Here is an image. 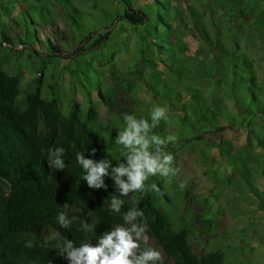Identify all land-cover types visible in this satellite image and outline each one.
Listing matches in <instances>:
<instances>
[{
    "label": "trees",
    "instance_id": "16d2710c",
    "mask_svg": "<svg viewBox=\"0 0 264 264\" xmlns=\"http://www.w3.org/2000/svg\"><path fill=\"white\" fill-rule=\"evenodd\" d=\"M166 1L167 5L159 0H134L131 5L127 0H117L119 8L110 21V11L101 8L98 21L85 22V6H77L72 0H52L48 6L36 7V19L24 18L23 29L8 9L0 6V47L7 54L6 59L0 57V264H67L58 250L42 247L53 232L72 240L77 247L82 242L95 246L101 234L117 226H128L122 216L133 207L144 213V218L136 223L146 225L145 234L172 264H238L239 254L251 249L247 246L252 238L242 236L235 246L215 247L213 239L223 235L216 231L219 215L210 211V199L193 195L196 209L190 210L186 207L185 187L175 186L173 175L151 176L143 193L120 196L109 177L104 178L106 191L89 189L83 180L85 173L76 162L78 152L96 161L110 160L113 167L123 162L122 146L114 140L124 126V114L150 120L149 114L137 108V96L142 92L158 96L167 103L169 112L167 120H162L152 134L177 137L165 148L174 157L172 167L177 152L184 147L214 148L217 161L210 153L199 150L214 184L224 182L230 188H241L259 213L258 225L264 228V84L258 81L237 36L229 34L232 47L227 49L226 35L217 28L212 48L197 47L192 56H187L184 35L174 27L175 21L182 22V16ZM253 1L256 8H242L240 0H232L227 9L231 16L237 12L236 18L251 15L253 29L258 30L264 27V12L257 5L264 4V0ZM50 2L59 7L72 36L74 54L67 58L62 70L81 89L83 101L79 104L63 105L54 83L47 84L45 95L41 91L47 68L62 60L61 55L69 47L60 34L59 50L49 41L47 30L58 29ZM150 2L155 8H150ZM187 12L204 33L199 15L191 9ZM172 17L176 18L174 22ZM98 22L104 26L97 28ZM123 25L131 29L136 39L128 68L118 70L113 52H107L105 45L116 43ZM37 27L45 28L44 39L38 37ZM123 37L124 43L117 47L126 51L128 39ZM24 49L26 69L32 73L25 87L19 79L20 65L10 74ZM101 64L106 67L107 87H102L99 78L90 81V72L96 73L95 68ZM118 89L127 101L125 107L115 105L114 93ZM91 92L97 99L88 98ZM99 107L103 108L102 113ZM169 125L172 130L165 132ZM225 132L232 136L224 138ZM206 134L219 140L211 142ZM61 147L65 150L66 167L57 171L49 167V152ZM93 148L95 155L90 156ZM153 183L158 193L150 190ZM112 196L124 201L119 214L109 208ZM60 212L71 221L67 229L56 221ZM82 221L94 224L95 232L85 236L80 230ZM29 240L33 247L26 248ZM260 240L264 252V233ZM140 245L147 248L141 242Z\"/></svg>",
    "mask_w": 264,
    "mask_h": 264
},
{
    "label": "rangeland",
    "instance_id": "374dc122",
    "mask_svg": "<svg viewBox=\"0 0 264 264\" xmlns=\"http://www.w3.org/2000/svg\"><path fill=\"white\" fill-rule=\"evenodd\" d=\"M49 1L52 0H0V6L2 5L4 8L8 9V12L12 16L10 17L17 21L23 29L24 18H29L31 20L36 19L34 18L38 13L36 7L41 4L43 6L44 4L48 6ZM72 1L77 6H85L84 8L86 9L83 11L85 15V22L98 21L101 17V8L103 10L110 11V15L107 18V21H110L114 16V11L119 8L117 0ZM127 1L132 5L134 0ZM148 1L149 0H147V2ZM235 1L237 2L238 0H233V2ZM159 2L163 5H167L166 0H159ZM169 2L170 5L173 8H176L182 16L181 23L177 24L176 21L174 22L176 19L175 17H172V21L174 22V27L179 29L184 35L183 41L187 43L188 46V49L185 52L187 56H192L197 47L212 48L214 43V29L217 28L221 35H226L224 36V45L227 49L232 47V38L229 34L237 36V43L243 47L245 54L251 60L252 65L256 70L258 81L264 84V27L259 28L258 30L253 29L252 22L254 19L251 15H245L244 18H236L239 14L235 12L231 16V13H229L227 8L230 3H233L232 0H169ZM218 2L221 3V5H219ZM240 2L242 8L248 6L256 8V4L253 0H240ZM50 4H52V9L54 10L55 17L57 19L58 29L56 30L55 28H51L47 30L49 41L59 50L60 34L69 47L64 52L62 51V60H57L54 65L47 68L46 76L43 79L44 85L41 87V91L43 92V95H45L48 91L47 84L52 85L54 83L59 88L58 96L63 105H70L71 102L79 104L83 101L81 89L78 84L73 82L71 75L62 70V66L67 62V58H72L74 54L73 46H71L72 36L69 33L68 26L61 17L59 7L52 2H50ZM149 4L150 8H155V5H153L152 2ZM160 6L161 5H158L159 12L163 13ZM257 8L262 9L264 12V4H258ZM188 9L195 11L199 15V21L204 26V33L197 28V24H195L193 18L188 15ZM0 12L2 13L3 11ZM152 15L154 16L153 12ZM92 18H94V20ZM240 21H243L242 24ZM115 23L116 19H114V24ZM102 26H104V24L98 22L96 27L101 28ZM122 28L123 32H119V38L115 40L116 43H113V41L105 45L107 52H113L114 64L118 70L128 68L129 62L131 61L130 53L136 39L135 34L131 32V29H129L127 25H123ZM162 29L163 28H161L160 31H162ZM226 29H228V32H226ZM36 30L38 37L44 39L46 34L45 28L37 27ZM114 30L115 28L113 27V31ZM122 33L123 36L128 39L126 51H122L119 47H117L119 44L124 43V41H122V38H124ZM5 51L6 50L4 48L0 47V57L2 56L1 60L5 55H7ZM21 52L23 53L21 54L20 61L16 63L15 70L10 74H14L20 65L22 69L20 70L19 79L21 85L25 87L27 81L31 79L32 73L28 72L29 69H26L27 50L24 49ZM7 60H9V57ZM158 69H161V67L158 66ZM95 70L96 73L90 72V81L96 82L99 78L102 83V87H107L109 85V79L106 73L105 65L101 64L96 67ZM164 77L165 76H162V78ZM175 89H177L176 85ZM114 94L116 97L115 105L118 107H125L127 105V101L123 97L121 90H116ZM96 97L95 92H91L88 96L91 101L97 99ZM137 97V108L146 114H149L154 106H164L167 108V103L158 96H148L145 92H142ZM98 110L100 113L103 112L102 107H99ZM171 130L172 126L169 125V127L165 129V132ZM205 136L209 137V141L214 143H217L219 140L216 136H211L210 134H206ZM231 136L232 135L230 133H224V138H230ZM242 140L243 136L240 137V141ZM201 149L210 153V157L214 158L215 149L211 147L209 148L205 145H191L189 147H184L182 150L177 152L176 159L174 161V168L177 169V172L172 177V183L179 187L180 185H184L187 195L186 207L190 208V210L196 209V203L193 195L210 199V211H214L219 215L216 231L223 235L220 238L213 239L215 247L221 249L227 244L235 246L237 240L241 236L252 238V240L248 243L250 245L247 244V248L251 247V249L242 251L236 261L238 264H264V252L259 246V243L261 242L260 237L263 236L264 228L258 225L259 213L252 205L250 197L246 195L241 188H230L224 182L218 186L214 184L210 175L209 167L206 166L204 161L199 156V150ZM214 159L217 161V158ZM218 178L221 179V176H218ZM181 205L182 201H179V206ZM127 227H130V225ZM49 235L50 233L46 234V236ZM145 235L147 239H142L140 242L147 248H153L160 252L161 260L158 262L172 264L170 260L164 256L157 243L147 234ZM191 247L195 252H197L195 245L192 244ZM224 264H226V262H224Z\"/></svg>",
    "mask_w": 264,
    "mask_h": 264
},
{
    "label": "clouds",
    "instance_id": "9594fccd",
    "mask_svg": "<svg viewBox=\"0 0 264 264\" xmlns=\"http://www.w3.org/2000/svg\"><path fill=\"white\" fill-rule=\"evenodd\" d=\"M168 109L164 106H154L150 113V120L139 118L134 115L124 114V126L117 133L114 143L122 146L121 155L123 162L112 166L107 159L99 161L85 158L83 153H76L77 164L83 169L85 175L83 180L87 187L93 190H107L105 177L112 179L115 192L120 196H128L130 193L141 192L145 189V182L151 176L159 174L161 177L175 175L177 169L172 167L173 155L166 152L169 143H175V135L161 137L152 134L162 120H167ZM96 149L91 150L90 156L95 155ZM65 150L56 148L49 152V167L62 171L66 165L64 160ZM150 190L159 192L156 184H151ZM181 188L184 185H180ZM124 201L117 196H112L109 208L112 213L121 212ZM144 218V213L136 207L129 209L123 214L125 225L117 226L97 238V244L93 246L90 242H82L78 247L72 240L62 236L59 232H53L42 247L58 250L59 255L67 261V264H157L161 260L159 251L153 248H141L140 241L147 239L146 225L136 223L138 219ZM61 228H69L71 221L64 212L56 217ZM96 226L87 221H82L80 230L87 236L95 232ZM26 248L33 247L29 240Z\"/></svg>",
    "mask_w": 264,
    "mask_h": 264
}]
</instances>
